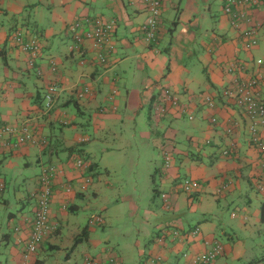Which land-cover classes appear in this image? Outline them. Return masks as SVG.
Masks as SVG:
<instances>
[{
  "label": "crops",
  "instance_id": "crops-1",
  "mask_svg": "<svg viewBox=\"0 0 264 264\" xmlns=\"http://www.w3.org/2000/svg\"><path fill=\"white\" fill-rule=\"evenodd\" d=\"M226 1L161 0L158 39L149 44L143 0H0V128L28 125L46 140L18 147L9 137L0 140L1 213L15 232L0 229V251L10 264L23 263L41 171L50 166L57 171L50 217L57 231L43 240L31 264H194L217 241L224 252L215 264L264 261V170L243 109L223 96L231 81L254 78L264 100V0L235 6L233 13L225 11ZM84 18L116 21L114 53L91 41L76 47L69 27ZM246 28L256 32L252 49L245 47ZM18 29L41 42L34 66L12 42ZM51 85L59 94L48 111L44 98ZM84 87L91 94L78 98ZM260 133L264 138V127ZM78 158L87 170L76 167ZM32 168L38 170L16 177ZM143 168H154L159 178L153 199L134 198L127 187L125 177L136 175L137 192ZM11 176L18 186L14 212L5 197ZM182 178L202 188L187 194ZM95 216L103 223L91 225ZM127 223L128 231H119Z\"/></svg>",
  "mask_w": 264,
  "mask_h": 264
},
{
  "label": "built area",
  "instance_id": "built-area-1",
  "mask_svg": "<svg viewBox=\"0 0 264 264\" xmlns=\"http://www.w3.org/2000/svg\"><path fill=\"white\" fill-rule=\"evenodd\" d=\"M143 3L147 7L148 19L143 27L145 32V40L149 44L157 42L158 30L161 22V12L162 3L161 0H143ZM261 0H227L225 11L227 13H233V7L238 6H256L261 4ZM245 14H241L244 18ZM237 22L234 21L236 25ZM116 21L111 19L106 21L101 18H84L82 20H77L75 23L71 24L69 27V33L75 42L76 47L83 44L84 41L93 42L95 47L100 49H107V53H114L115 43L114 37L116 30ZM238 26V24L236 25ZM242 36L245 39L246 49H252L258 45V39L256 37V32L252 28H246L242 31ZM12 42L18 47L22 52L31 55V66H34V60L41 53V42L38 37H29L22 30H16L12 33ZM75 47V48H76ZM100 60L104 63L107 62L105 55H100ZM52 68L55 70V62L52 61ZM263 64V60L259 59L257 65ZM237 69L235 64H231L228 68L229 73H233ZM40 71L38 75H40ZM59 94V88L56 85H51L46 91L44 104L45 108L49 111L57 100ZM91 94L89 87H84L77 95L78 98H82L86 95ZM167 100L171 101V104L177 106V98L173 95L171 91H165ZM224 98L232 100L237 106L243 109V113L248 120V129L250 135V141L258 150L260 155V162L262 169L264 170V138L262 137L260 131L264 127V100L261 97V91L259 89V82L257 79H249L244 81L234 80L231 81L228 86L223 90ZM207 102L211 107L214 106L213 99L207 98ZM164 111V109H161ZM192 119V117H190ZM216 122V119L213 120ZM229 134H232L233 128L227 130ZM9 137L12 139V146L18 147L24 144L32 143L45 145L46 140H38L35 136L34 131L28 125H22L20 127L16 126H5L0 128V140ZM88 139L83 137L81 142H86ZM224 156L230 155V150L223 151ZM169 158L166 159V164L168 165ZM76 167L82 171L88 169V163L85 160L78 158L76 160ZM40 175L41 181V191L38 200V208L35 213V217L32 223V232L27 240V246L25 253L23 255L22 264H31L34 258V254L38 251L43 240L54 232L57 231V226L51 224V207H52V179L56 175L55 167L43 168ZM87 183L92 181V178H87ZM183 191L187 194H193L202 188L201 183L193 179L186 178L181 183ZM261 191H264V180L259 185ZM224 189V188H223ZM222 191V189H220ZM219 191V192H220ZM102 224L103 218L101 216H95L91 218L90 224ZM191 235L198 236L199 229H195L191 232ZM224 247L221 242H215L212 247L204 253L199 254L194 259V264H215L219 257L223 255ZM264 264V261L258 263Z\"/></svg>",
  "mask_w": 264,
  "mask_h": 264
},
{
  "label": "rangeland",
  "instance_id": "rangeland-1",
  "mask_svg": "<svg viewBox=\"0 0 264 264\" xmlns=\"http://www.w3.org/2000/svg\"><path fill=\"white\" fill-rule=\"evenodd\" d=\"M217 6V5H216ZM82 143H84V142H82ZM169 162H170V160H169ZM162 163V158L160 159V156H159V161H158V165H160ZM165 165L168 167L169 166V163H168V165L166 164V162H165ZM161 166H162V164L160 165V166H158L156 169H159V168H161ZM34 167H36V166H34ZM146 168V167H145ZM145 168H143V169H141L140 171H139V177L137 178V181L139 180V187H138V190H137V192H135V191H133V189H134V184H136V182H135V177H136V175H134V176H126L125 178L128 180V188L130 189V190H132V192H130V194L131 195H133L134 196V198H136V197H138V198H141V196L140 195H142L143 194V197L142 198H144V199H146V200H149V199H153V191H152V186H153V181H155L154 180V174L153 173H155V169L154 168H151V172H149L148 173V170L147 169H145ZM38 169L37 168H32V169H30V170H18V171H20V172H18V171H16V177H21L22 175H23V173L25 174V172H27L28 174L29 173H32V172H35V171H37ZM15 171H12V173H14ZM144 174V176H143V174ZM152 174H153V176H152ZM9 175H11V173H9ZM142 176H143V179H144V181H142V180H140L141 178H142ZM12 177L13 176H11L10 178H9V182L7 183V189H6V192H5V197L7 198V199H9L10 200V202H11V205H10V208H9V211L10 212H14L15 211V209L17 208V202H16V198H15V192H14V189L15 188H18V186H15V179H12ZM12 179V180H11ZM183 180L184 179H186V178H182ZM183 180H182V182H183ZM155 183L156 184H158L159 183V178H158V176H156V181H155ZM149 185V186H148ZM159 185V184H158ZM136 186V185H135ZM22 187H24V186H22ZM137 187V186H136ZM23 192H25V191H23ZM22 192V193H23ZM143 192V193H142ZM148 196L150 197L149 199H148ZM90 197V196H89ZM165 197V196H164ZM163 197V194H161V196H159V198L161 199H163L164 198ZM160 199H157V200H160ZM164 199H166V198H164ZM162 201V200H161ZM2 207L3 206H1L0 205V229L2 230V234H12L13 235V237L15 236V232H14V225L12 226V225H10V223H9V221L7 220V217L5 216V214L3 213H1V210H2ZM91 220V219H90ZM90 222V221H89ZM15 223V222H14ZM128 229H129V226H128V223H127V225H120V227H119V231H128ZM130 233L133 235L134 233H132L133 231H134V229L131 227V229H130ZM2 251H0V264H10L9 263V261H8V257L6 256V254H5V251H4V253H1ZM68 251H64L63 252V256L64 255H66V253H67ZM197 255H195V257H196ZM75 258V257H74ZM77 260V261H76ZM79 260V261H78ZM83 259H73L71 262H70V264H76V263H79V264H83Z\"/></svg>",
  "mask_w": 264,
  "mask_h": 264
},
{
  "label": "trees",
  "instance_id": "trees-1",
  "mask_svg": "<svg viewBox=\"0 0 264 264\" xmlns=\"http://www.w3.org/2000/svg\"><path fill=\"white\" fill-rule=\"evenodd\" d=\"M48 90V89H47ZM86 161V160H85ZM0 189H1V191H3L4 189H5V187H4V185L3 184H1L0 185ZM262 221L264 222V205H263V207H262ZM86 232V231H85ZM55 233V232H54ZM85 234V233H84ZM84 238V235H81V236H79L77 239H75L76 240V243H79L80 241H82L81 239H83ZM42 244V243H41ZM36 253H38V251L36 252ZM35 253V254H36ZM35 254H34V256H35ZM260 263V262H259ZM35 264H44V262L42 261V260H37L36 261V263ZM256 264H258V263H256Z\"/></svg>",
  "mask_w": 264,
  "mask_h": 264
}]
</instances>
